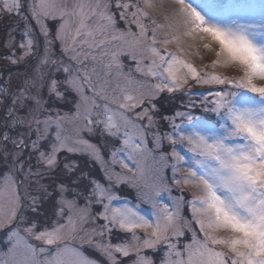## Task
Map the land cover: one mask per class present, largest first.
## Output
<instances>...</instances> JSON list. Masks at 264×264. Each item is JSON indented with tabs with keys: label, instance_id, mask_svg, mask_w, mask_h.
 I'll list each match as a JSON object with an SVG mask.
<instances>
[{
	"label": "rangeland",
	"instance_id": "rangeland-1",
	"mask_svg": "<svg viewBox=\"0 0 264 264\" xmlns=\"http://www.w3.org/2000/svg\"><path fill=\"white\" fill-rule=\"evenodd\" d=\"M3 19L0 52L33 69L0 64L22 127L0 125V264H264V0H0Z\"/></svg>",
	"mask_w": 264,
	"mask_h": 264
},
{
	"label": "trees",
	"instance_id": "trees-1",
	"mask_svg": "<svg viewBox=\"0 0 264 264\" xmlns=\"http://www.w3.org/2000/svg\"><path fill=\"white\" fill-rule=\"evenodd\" d=\"M12 27V25L9 23V21H7V19H3L0 20V45H4L7 42H9L12 38V34L8 35L9 38H7V34L10 33V28ZM51 27L53 29V31L55 30V23H51ZM2 35V37H1ZM14 37V36H13ZM1 52H0V64L3 65L4 68H8L6 70V72H4L6 74V76L11 75V74H15L19 71L22 72H26V71H30L31 69H33V59L29 60V65L27 64V66L25 67V65L22 66H11L10 62H7L5 60V54H7V49L3 46H1ZM32 65V66H31ZM4 71V69H3ZM5 79V78H4ZM4 79H2L0 77V84L4 86ZM15 89V87H14ZM43 100H45L47 102L48 105H52V104H58L56 99L54 98V96L49 94V91L47 89V87H45L43 89ZM8 94V91H7ZM66 96L69 95L68 92L65 93ZM72 96V95H71ZM70 96V97H71ZM8 97V96H7ZM3 98H6V95L3 96ZM196 97H192L190 98V100H194ZM10 101V98L8 97V102ZM156 104L158 105L159 111L157 112V115L159 117H167L168 115H172L175 113L176 110H185L187 109V106L189 105V102L187 101L186 97H183V94L181 92H176L175 94L172 95H162L158 101H156ZM194 109L193 112L198 113L199 115L204 116L205 118H207L208 120L215 122L216 125L219 124V121L216 122L214 120H217V118H215V116L213 114H210L208 111L209 110H203V105L197 106L196 104H194L192 102ZM7 106H9L7 104ZM68 108V106H67ZM6 123L9 127L8 129V134H9V139L11 140V138L15 135H18L22 129V127H18L16 125H13L14 122V117L11 113H2L0 112V125L1 123ZM0 134H2V131H0ZM8 139V140H9ZM3 146L6 147H11L14 148L13 144H11L9 141H3ZM31 153V148L29 147V145L27 144V150H26V157L28 156V154ZM95 167L98 168V166L95 164ZM1 170V169H0ZM99 171V175H101V172L98 168ZM120 195L125 198V199H130L132 202H136V193L133 189H131L130 187H128L127 185H121L120 188L118 189ZM87 253L92 256L93 258L99 260L100 262L107 264V262L105 261V259L100 256L98 253H96L93 250L90 249H86Z\"/></svg>",
	"mask_w": 264,
	"mask_h": 264
},
{
	"label": "bare ground",
	"instance_id": "bare-ground-1",
	"mask_svg": "<svg viewBox=\"0 0 264 264\" xmlns=\"http://www.w3.org/2000/svg\"><path fill=\"white\" fill-rule=\"evenodd\" d=\"M165 11L167 12V14H169V16L172 18V19H175V20H186L188 18V14L185 13V11L179 6V5H175V4H172L169 2V4L167 5V7L165 8ZM212 29V27L209 28V30H201L200 33H191L189 34L186 39L189 41V42H193L195 41L198 37L200 36H208L209 37V33ZM214 31V30H213ZM217 41H225L226 40V44L227 46L226 47H232L233 44L235 43V41L233 42L226 33H217L216 37ZM260 60H264V56H262L260 58Z\"/></svg>",
	"mask_w": 264,
	"mask_h": 264
}]
</instances>
